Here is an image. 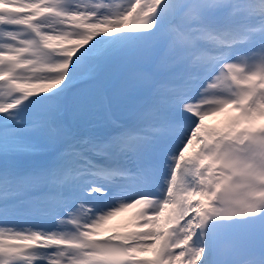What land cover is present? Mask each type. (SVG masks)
Returning a JSON list of instances; mask_svg holds the SVG:
<instances>
[{
	"label": "snow or ice",
	"instance_id": "6c2138e0",
	"mask_svg": "<svg viewBox=\"0 0 264 264\" xmlns=\"http://www.w3.org/2000/svg\"><path fill=\"white\" fill-rule=\"evenodd\" d=\"M262 122L264 0H0V264H264Z\"/></svg>",
	"mask_w": 264,
	"mask_h": 264
},
{
	"label": "rangeland",
	"instance_id": "374dc122",
	"mask_svg": "<svg viewBox=\"0 0 264 264\" xmlns=\"http://www.w3.org/2000/svg\"><path fill=\"white\" fill-rule=\"evenodd\" d=\"M30 113H31V111L28 110L27 113H24V115L29 116ZM231 114H233V113H230V112H229V113L220 114V115H218V116L210 117V118H208V119L205 121V123H206L207 125H209V126H211V125H213V126H218V125L222 124V123L228 118V116L231 115ZM262 123H264V122H262ZM127 217H128V216H127ZM129 217H131V215H129ZM123 218H126V217H123ZM123 218H122L121 221L119 220L120 223L123 221ZM123 222H124V221H123ZM100 229H101V228H100ZM147 255H149V253H148Z\"/></svg>",
	"mask_w": 264,
	"mask_h": 264
},
{
	"label": "bare ground",
	"instance_id": "6f19581e",
	"mask_svg": "<svg viewBox=\"0 0 264 264\" xmlns=\"http://www.w3.org/2000/svg\"><path fill=\"white\" fill-rule=\"evenodd\" d=\"M111 2H112V0H111ZM133 218H134V215H132L131 217L123 218V221H124V222H122L123 226L126 227V228L127 227L131 228ZM41 226H45L46 227V225H41Z\"/></svg>",
	"mask_w": 264,
	"mask_h": 264
}]
</instances>
